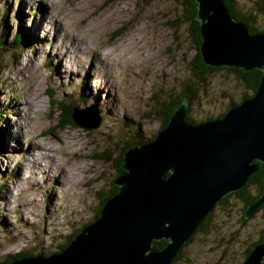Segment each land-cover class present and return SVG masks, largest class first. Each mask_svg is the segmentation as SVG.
<instances>
[{
    "label": "rangeland",
    "instance_id": "374dc122",
    "mask_svg": "<svg viewBox=\"0 0 264 264\" xmlns=\"http://www.w3.org/2000/svg\"><path fill=\"white\" fill-rule=\"evenodd\" d=\"M186 1L0 0V26L6 14L9 36L26 40L17 52L0 50V264L20 253L59 252L98 218L116 187L121 154L154 137L160 109L191 83L197 47ZM234 1L240 15H253L252 26L264 28V0ZM51 23L55 37L43 34ZM69 41L80 50L67 48L63 67L55 48ZM76 59L77 74L70 70ZM96 69L104 74L98 83ZM197 87L187 106L196 123L251 92L228 70ZM60 103L83 111L85 124L97 112L98 126L65 124ZM248 191L256 193L253 185ZM244 208L235 195L217 204L206 231L194 232L171 264H241L264 231L262 212L245 218Z\"/></svg>",
    "mask_w": 264,
    "mask_h": 264
},
{
    "label": "water",
    "instance_id": "95a60500",
    "mask_svg": "<svg viewBox=\"0 0 264 264\" xmlns=\"http://www.w3.org/2000/svg\"><path fill=\"white\" fill-rule=\"evenodd\" d=\"M196 2L202 62L261 70L254 95L221 117L197 123L186 121L188 103L181 101L150 142L123 154V172L113 179L118 190L94 222L59 252L6 264H170L221 199L240 190L264 162V32L252 33L223 0ZM82 114L73 113L75 124L98 126L97 112L93 125L85 124ZM263 203L264 190L244 217ZM161 239L165 245L154 248L153 241ZM241 264H264V240Z\"/></svg>",
    "mask_w": 264,
    "mask_h": 264
},
{
    "label": "trees",
    "instance_id": "16d2710c",
    "mask_svg": "<svg viewBox=\"0 0 264 264\" xmlns=\"http://www.w3.org/2000/svg\"><path fill=\"white\" fill-rule=\"evenodd\" d=\"M223 1H224V5H225L227 11L230 13V15L233 18L246 23L248 25V27L250 28V31L252 33L264 32V28H262L261 30H257L254 26H252L251 21L253 20V15H240L237 12L234 0H223ZM260 1L261 0H259V2ZM259 2L256 5H259ZM186 4H187L188 7L186 9L185 17L192 22L191 34L194 37V41H195L196 47H197V53H196L195 59L191 63L192 66L190 68L191 83H189V84H187L186 86L183 87V89L180 92L179 97L171 100L167 104V106L165 108H163V109L161 108L160 109V114L163 116V124L160 127V129L163 128L167 124L169 117L173 114L174 110L176 109V107L179 105V103L181 101L186 100L188 105H190L192 103L193 99L195 98L196 93L198 92V87L197 86L200 85V83L203 82L204 78L207 75L211 74L212 72L217 71V70H228V71L234 73L235 76L237 78H239L244 83V85L251 91L250 94H245L242 97L241 100H243L245 98H249V97L254 95V93L256 92V89H257V87H258V85L260 83V78H261V75H262V71L259 70V69H255V68L251 69V70H248V71H244L243 69L236 68V67H210L208 65H205L202 62L201 56L199 54V46H200V42H201V35H200V32H199V21H198V19L196 17V12H197V6L196 5L197 4H196L195 0H187ZM261 10L264 13V8L261 9ZM5 15L6 14H4L2 16V18H1L2 19V25L0 26V50L4 49V47L7 46L8 48H10L11 52H17V50L20 47L24 46V42L26 40H25V38L22 37V35L20 33H15L14 35L9 36L8 30L6 29V17H5ZM46 94L49 97H51V94L48 91V89L46 90ZM83 99H84V97H83ZM239 103H235V104L231 103L230 106H228V108L231 107V106H235V105H237ZM76 106H78V107L80 106L79 101L76 102ZM64 108H66L65 111H66V117H67V118H63L64 123L68 124V125H72V126L76 125L73 122V120H72L74 107H68L65 104H61L60 103L59 109L62 111ZM62 113H64V112H62ZM224 113L219 115L218 117L223 116ZM185 119L189 123H196V122L193 121V119H191L188 116V109H187V112H186ZM152 139L153 138H149L148 141H151ZM123 154L124 153H122L120 158H119V163H118V166H117L118 172H119L118 174L123 172V169H122ZM249 185H253L254 186V188L256 190L255 194H252V193H250L248 191V186ZM111 190H112V195H113L114 193L117 192L118 187L117 186L116 187L113 186ZM263 190H264V162L259 164L258 169L250 176L248 182L240 190L226 195L224 198L221 199V201L218 204H220L221 202H224L231 195H235V196L239 197L241 199V201L243 202L244 207H245L244 211H245L247 206L249 204H251L261 194V192ZM105 200L106 199L102 200L101 207L104 205ZM101 207H100V209H101ZM99 211L97 213L96 218L99 217ZM255 212H262L263 217H264V203L261 204L256 209ZM211 215H212V212L207 215V217L202 221V223L200 224V226L197 228L196 231H199V230L206 231L205 227H206L207 222L210 220ZM74 236H75V234H73L68 239V241L70 239H72ZM189 240L184 244V246L186 244H188ZM263 240H264V231H263L261 237L259 238V240L256 241L255 243H253L247 249L246 256L244 258L247 257L248 253L251 251V249L253 248V246L255 244H257V243H259V242H261ZM165 243H166V240L165 239H161V240H158V241H153L152 246L154 248H156V249H161L165 245ZM181 251L182 250H179V252L172 259L170 264L175 262V260L181 255ZM24 256H25L24 253H20L19 255L12 256L9 259H7L3 264H6V263H8V262H10L12 260H15V259H18V258H21V257H24Z\"/></svg>",
    "mask_w": 264,
    "mask_h": 264
},
{
    "label": "bare ground",
    "instance_id": "6f19581e",
    "mask_svg": "<svg viewBox=\"0 0 264 264\" xmlns=\"http://www.w3.org/2000/svg\"><path fill=\"white\" fill-rule=\"evenodd\" d=\"M51 25H52V27H50L49 26V30L47 31V32H43V34H45L46 35V33L48 34V35H50V36H54L55 37V34L57 33H54L55 32V29H54V25L51 23ZM63 27V26H62ZM42 32V31H41ZM58 34V33H57ZM47 35V36H48ZM75 36V35H74ZM57 37V36H56ZM77 38V37H76ZM78 40H80L81 42H83L84 44H86V41H85V39L84 38H80V37H78L77 38ZM62 46V48L60 49V47L58 46L57 48H55V50L57 51V52H59L58 53V55H56V56H58V57H60L61 55H64V53H66L67 51V48H69V50L70 51H75L76 53H78L79 52V50H80V48L79 47H77V46H75V44L74 43H71V41H69V43L67 44V45H61ZM64 52V53H63ZM55 54V53H54ZM105 55H109L108 53H104ZM57 57V58H58ZM73 57V56H72ZM104 58V55H101V59H103ZM72 59V58H71ZM79 59V58H78ZM63 60L64 59H61V57H60V61H62V66L63 67H65L66 65V63H63ZM66 60V59H65ZM79 60H77L76 59V61H72V63H73V65L75 66L74 67V69H71L73 66H71V68H70V70L71 71H73L74 73H76L77 74V67H76V65H75V62H78ZM101 62V64L103 65L104 63H103V61H100ZM96 63H98V62H96ZM97 68V67H96ZM97 70V69H96ZM103 70V69H102ZM111 73V72H110ZM96 82L98 83V79L99 78H101L102 76H104V74H103V72L101 73L100 71H96ZM53 79V78H52ZM103 86H105V84H102V85H100V87H103ZM103 102V101H102ZM26 103V102H25ZM80 107V106H79ZM25 114H26V111H25ZM19 115L20 114H18V118H19ZM21 116V115H20ZM23 120H24V118H23ZM22 121V120H21ZM25 121V120H24ZM12 127H14V129H12L13 131H14V133L15 134H20V130H19V128H18V125H17V123H14L13 125H12ZM23 128H24V125H23ZM23 131H24V129H23ZM19 137H21V135L19 136ZM147 142H150V141H147ZM147 142H145V143H147ZM39 144V143H38ZM38 144H36V145H38ZM141 144H144V143H141ZM40 145V146H39ZM38 146L39 147H42V148H44L43 147V145L42 144H39ZM47 148V147H46ZM51 149V148H50ZM43 153L42 152H40V155H42ZM33 155V154H32ZM46 159H47V157H46Z\"/></svg>",
    "mask_w": 264,
    "mask_h": 264
}]
</instances>
